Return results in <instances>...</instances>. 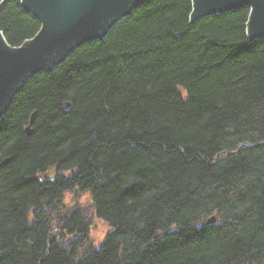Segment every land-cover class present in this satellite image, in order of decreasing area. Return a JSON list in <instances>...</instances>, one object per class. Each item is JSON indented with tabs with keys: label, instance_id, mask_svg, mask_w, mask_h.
I'll return each mask as SVG.
<instances>
[{
	"label": "trees",
	"instance_id": "1",
	"mask_svg": "<svg viewBox=\"0 0 264 264\" xmlns=\"http://www.w3.org/2000/svg\"><path fill=\"white\" fill-rule=\"evenodd\" d=\"M191 11L145 2L18 93L0 120V264H264V39L247 41L248 7ZM39 29L20 0L0 7L11 46ZM72 191L109 227L99 244L63 212Z\"/></svg>",
	"mask_w": 264,
	"mask_h": 264
},
{
	"label": "water",
	"instance_id": "2",
	"mask_svg": "<svg viewBox=\"0 0 264 264\" xmlns=\"http://www.w3.org/2000/svg\"><path fill=\"white\" fill-rule=\"evenodd\" d=\"M6 1L0 3V7ZM148 1L20 0L22 9L39 21L40 29L20 46H11L0 31V120L34 76L53 72L78 48L105 39L119 21ZM242 7L250 9L247 41L264 39V0H192L190 24ZM34 117L33 114L25 130L28 136L32 133ZM249 146L241 145L239 149ZM214 221L212 217L208 222Z\"/></svg>",
	"mask_w": 264,
	"mask_h": 264
},
{
	"label": "rangeland",
	"instance_id": "3",
	"mask_svg": "<svg viewBox=\"0 0 264 264\" xmlns=\"http://www.w3.org/2000/svg\"><path fill=\"white\" fill-rule=\"evenodd\" d=\"M75 210L82 212L83 217L90 223L91 238L94 244H99L107 234L109 227L96 217L89 193L72 191L65 195L63 212ZM54 222L55 221H53V224ZM55 233H58V237H60V235L63 234L62 228L55 227Z\"/></svg>",
	"mask_w": 264,
	"mask_h": 264
},
{
	"label": "snow or ice",
	"instance_id": "4",
	"mask_svg": "<svg viewBox=\"0 0 264 264\" xmlns=\"http://www.w3.org/2000/svg\"><path fill=\"white\" fill-rule=\"evenodd\" d=\"M4 2V0H0V3H3Z\"/></svg>",
	"mask_w": 264,
	"mask_h": 264
}]
</instances>
